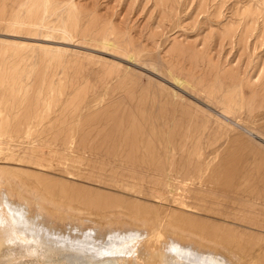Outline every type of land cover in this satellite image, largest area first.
<instances>
[{
	"label": "rangeland",
	"instance_id": "rangeland-1",
	"mask_svg": "<svg viewBox=\"0 0 264 264\" xmlns=\"http://www.w3.org/2000/svg\"><path fill=\"white\" fill-rule=\"evenodd\" d=\"M223 104L231 108L230 115ZM221 115L264 135V0H0V174L18 179L16 191L27 203L8 198L3 189L0 193L14 219L24 218L29 229L23 230L30 233L21 230L22 235L36 242L32 247L38 240L43 245L49 241V246L79 252L74 257L93 259V264L117 254L145 256L137 259L141 263L153 257L168 262L165 257L171 260L178 251L184 254H178L183 264H207L214 258L223 264H264V143ZM127 151L133 157L129 163L123 161ZM161 161L164 172L158 168ZM46 213H62L69 221L41 227ZM139 215L148 220L141 223ZM155 215L157 222H152ZM190 217L199 218V224L194 222L205 228L196 227ZM173 222L186 232L175 230ZM206 222L210 232L220 228L212 231L220 238L227 232L223 244L200 239ZM162 233L167 239H159ZM188 239L215 247L217 253L190 250ZM226 239L234 244L232 250L225 249ZM154 247L161 249L155 252Z\"/></svg>",
	"mask_w": 264,
	"mask_h": 264
},
{
	"label": "bare ground",
	"instance_id": "bare-ground-1",
	"mask_svg": "<svg viewBox=\"0 0 264 264\" xmlns=\"http://www.w3.org/2000/svg\"><path fill=\"white\" fill-rule=\"evenodd\" d=\"M47 3V2H46ZM50 3V2H49ZM73 14V13H72ZM43 16V15H42ZM44 19V18H43ZM71 29V28H70ZM61 30V29H60ZM59 30V31H60ZM110 44V43H109ZM116 45V44H115ZM117 47V46H116ZM108 49V48H107ZM152 59V58H151ZM150 60V59H149ZM151 64V63H150ZM154 66V65H153ZM150 67V66H149ZM152 68V67H151ZM150 70V69H149ZM152 70H154L153 68H152ZM157 70V69H156ZM152 72V71H151ZM171 73V72H170ZM175 74V73H174ZM174 74H172V76L174 75ZM178 78V77H177ZM176 77H175V79H177ZM163 80V79H162ZM179 80V79H178ZM165 81V80H164ZM169 83V82H168ZM183 83V82H182ZM179 84H180V82H179ZM167 85V84H166ZM177 85V84H176ZM182 85V84H181ZM181 85H179V86H181ZM189 86H190V84H189ZM168 87V86H167ZM195 93V92H194ZM193 93V94H194ZM218 93V92H217ZM219 94V93H218ZM217 94V95H218ZM215 95V94H214ZM213 95V96H214ZM206 97V96H205ZM223 99V98H222ZM173 100H175V99H173ZM172 101V100H171ZM214 100H212V102H213ZM174 102V101H173ZM172 102V103H173ZM216 102V101H215ZM226 102V99H225V101H224V103ZM171 103V102H170ZM179 104H180V102H178ZM229 103V102H228ZM227 103V104H228ZM230 104H231V102H230ZM174 106H175V104H173ZM181 105H182V103H181ZM218 105H221V104H218ZM166 106V105H165ZM169 106H170V104H169ZM186 106V105H185ZM223 106H224V104H223ZM226 106V105H225ZM224 106V107H225ZM235 106H236V103L234 104V108H235ZM170 107H172V106H170ZM188 107V106H187ZM186 107V108H187ZM230 107H232L231 105H230ZM238 107L239 106H237V109H238ZM175 108V107H174ZM181 108H183L182 106H181ZM185 108V107H184ZM233 108V107H232ZM176 109H178V108H176ZM231 108H228V107H225L224 109H223V111H224V113L225 114H228V115H230L232 112H231V110H230ZM233 110V109H232ZM183 111V110H182ZM185 111V110H184ZM187 111V110H186ZM188 111H190L189 109H188ZM187 111V112H188ZM165 113V112H164ZM172 112L170 111V115H173V114H171ZM173 113H175V112H173ZM184 114H185V112H183ZM182 113V114H183ZM235 113H237L236 111H235ZM234 113V114H235ZM169 114V112L167 113V115ZM180 115H181V113H179ZM183 114V115H184ZM170 115H168V116H170ZM179 115V116H180ZM183 115H181V116H183ZM186 115H187V113H186ZM189 115H190V113H189ZM174 116H176V115H174ZM180 116V117H181ZM227 116V115H226ZM226 116H224V115H221L220 116V118L221 119H224L225 121H227L228 123H230L231 125H233V126H236L237 128H239L240 130H242L244 133H246L247 135H249L250 137H253V139L254 138H259V139H261L262 141H263V143H264V135L263 134H261V133H259V132H256V131H254V130H252V129H249V128H244V127H242V126H240L239 124H237V123H232V121H230V119L229 118H227ZM236 116V115H235ZM176 117H178V114H177V116ZM176 117H175V119H176ZM217 117V116H216ZM233 117V116H232ZM170 118V117H169ZM202 118V117H201ZM173 119V117L171 118V120ZM177 119H179V118H177ZM170 120V119H169ZM168 120V121H169ZM223 120V121H224ZM179 121V120H178ZM120 122V121H119ZM138 122V121H137ZM174 122V121H173ZM177 122V120L175 121V123ZM199 122V121H198ZM211 122V121H210ZM131 127H132V125H130ZM137 126V125H136ZM135 126V127H136ZM138 127V126H137ZM132 129V128H131ZM135 129V128H134ZM167 130V129H166ZM113 131H114V129H113ZM132 131H134V130H132ZM135 132V131H134ZM136 132H137V130H136ZM135 132V133H136ZM138 132H139V130H138ZM137 132V133H138ZM174 133V132H173ZM129 134V133H128ZM139 135V134H138ZM129 136H130V134H129ZM170 136H171V134H170ZM126 137H128L127 135H126ZM135 138H137L136 136H135ZM132 139V138H131ZM138 139V138H137ZM166 140H168V139H166ZM251 141V140H250ZM137 143H139V140H137L136 141ZM141 142V141H140ZM143 142V141H142ZM142 142L140 143L141 145H142ZM151 142V141H150ZM149 142V143H150ZM164 142H165V140H164ZM167 142V141H166ZM36 143V142H35ZM147 143H148V141L146 142V144H145V148L143 147V149H145V151H147V150H149V149H147L146 148V146H147ZM149 143H148V145H149ZM162 143V142H161ZM92 144V143H91ZM115 144V143H114ZM131 144V143H130ZM164 144H166V143H164ZM80 145V144H79ZM88 145V144H87ZM144 145V144H143ZM153 145H154V142H153ZM161 145V144H160ZM264 145V144H263ZM86 146V145H85ZM131 146H132V144H131ZM78 147H80V146H78ZM107 147V146H106ZM148 147V146H147ZM154 147V146H153ZM164 148L166 147V145L165 146H163ZM133 148V147H132ZM137 148V147H136ZM139 148H140V146H139ZM139 148H138V150H139ZM156 148H157V146H156ZM173 148V147H172ZM130 149V148H129ZM147 149V150H146ZM150 149H152L151 147H150ZM107 150H108V148H107ZM136 150V152H134L133 151V153H137L138 151H137V149H135ZM154 150V149H153ZM162 150V149H161ZM164 150V149H163ZM174 151H175V149H173ZM129 151V150H128ZM128 151H127V153H126V155L125 156H127V154H128ZM132 151V150H131ZM159 151V150H158ZM165 151V150H164ZM164 151H163V154H164ZM37 152V151H36ZM84 152V151H83ZM153 152H155V151H153ZM176 152V151H175ZM175 152H174V154H175ZM101 153V152H100ZM112 153V152H111ZM148 153H149V151H148ZM150 153H152L151 151H150ZM50 154V153H49ZM140 154H141V151H140ZM139 154V155H140ZM144 154V153H143ZM142 154V155H143ZM146 154V153H145ZM144 154V155H145ZM157 154H159L160 156H161V154H160V152L159 153H157ZM130 155V154H129ZM142 155H140L141 157H143ZM152 155H154V154H152ZM158 155V156H159ZM172 155V154H171ZM43 156V155H42ZM62 156V155H61ZM81 156V155H80ZM124 156V157H125ZM132 156V155H131ZM130 156V157H131ZM168 156V155H167ZM173 156V155H172ZM99 157V156H98ZM106 157V156H105ZM129 157V158H130ZM145 157H146V155H145ZM149 157H150V154H149ZM157 157V156H156ZM162 157V156H161ZM164 157V156H163ZM174 157H175V155H174ZM104 158V157H103ZM116 158H118V157H116ZM128 156L127 157H125V159L126 160H123V161H128ZM132 158L133 157H131V160H132ZM135 158H137V155H136V157ZM134 158V159H135ZM155 157H153V159H154ZM165 158V157H164ZM172 158V157H171ZM43 159V158H42ZM72 159V158H71ZM78 159V158H77ZM134 159H133V161H134ZM142 159H145L144 157L142 158ZM141 159V160H142ZM147 159V158H146ZM174 159V158H173ZM48 160V159H47ZM130 160V162L132 163V161ZM137 160V159H136ZM134 161V162H137V161ZM140 160V162L142 163V164H144V163H146L145 161L144 162H142ZM148 160V159H147ZM151 160H152V158H151ZM162 160V159H161ZM165 161V160H164ZM203 161V160H202ZM49 162V161H48ZM63 162H64V160H63ZM79 162V161H78ZM126 162H125V165H126ZM169 162H174V160L172 161V160H169ZM168 162V163H169ZM38 163V162H37ZM41 163V162H40ZM46 163V162H45ZM76 163V162H75ZM104 163V162H103ZM120 163V162H119ZM128 163H129V161H128ZM127 163V164H128ZM138 163V162H137ZM148 163H150V162H148ZM152 163V162H151ZM156 163H158V162H156ZM156 163H155V165H156ZM162 161L159 163V167L158 168H160V170H162V169H164V171H165V168H163L162 166H164V164L162 165ZM165 163H167V162H165ZM185 163V162H184ZM183 163V164H184ZM90 164V163H89ZM135 164V163H134ZM195 164V163H194ZM197 164H198V162H197ZM42 165V164H41ZM120 165V164H119ZM121 165H122V163H121ZM148 165V164H147ZM149 165H152L153 166V164H149ZM178 165V164H177ZM192 165H193V162H192ZM129 166H130V164H129ZM133 166V164H131V167ZM165 166H167L166 164H165ZM168 166H169V164H168ZM185 166V165H184ZM195 166V165H194ZM44 167V166H43ZM125 167H127V166H125ZM243 167V166H242ZM245 167V166H244ZM127 168H129V167H127ZM133 168V167H132ZM156 168V167H155ZM169 169H170V166L168 167ZM173 168V167H172ZM192 169H195V168H193V167H191ZM251 168V167H250ZM131 169V168H130ZM190 169V168H189ZM192 169L190 170V171H192ZM69 170V169H68ZM126 170H128V169H126ZM157 170H159V169H157ZM132 171V170H131ZM156 170H154V172H155ZM163 171V170H162ZM163 171V172H164ZM195 171V170H194ZM222 171V170H221ZM220 170H219V172H221ZM224 171V170H223ZM122 172V171H121ZM152 172V171H151ZM196 172V171H195ZM197 172H198V170H197ZM2 173V172H1ZM146 173V172H145ZM157 173V172H156ZM169 173V172H168ZM179 173H181V170L179 171ZM218 173V172H217ZM230 173V172H229ZM8 174V173H7ZM107 174V173H106ZM150 174H152V173H150ZM159 174V173H158ZM160 174H161V172H160ZM201 173L199 172V174L198 175H200ZM221 173H218V176L220 175ZM264 174V173H263ZM13 175H15V174H13ZM109 175V174H108ZM116 175V174H115ZM163 174H161V176H162ZM164 175H165V173H164ZM224 175V174H223ZM25 176V175H24ZM38 176V175H37ZM121 176V175H120ZM150 176V175H149ZM165 176H167V175H165ZM165 176H162V177H165ZM186 176V175H185ZM201 176V175H200ZM203 176V175H202ZM205 176V175H204ZM203 176V177H204ZM217 176V175H216ZM216 176H214V177H216ZM218 176H217V178H218ZM229 176V175H228ZM231 176V175H230ZM18 177V176H17ZM34 177V176H33ZM32 177V178H33ZM147 177V176H146ZM210 177V176H209ZM251 177V176H250ZM15 178V177H14ZM19 178V177H18ZM126 178V177H125ZM135 178V177H134ZM161 178V177H160ZM185 178V177H184ZM200 178H202V177H200ZM205 178V177H204ZM217 178L215 179L216 180V182H217ZM225 178V177H224ZM233 178V177H232ZM137 179V178H136ZM135 179V180H136ZM187 179V178H186ZM199 179V178H198ZM209 179V178H208ZM208 179H207V181H208ZM211 179V178H210ZM54 180V179H53ZM148 180V179H147ZM200 180V179H199ZM212 180H213V177H212ZM222 180V179H221ZM260 180V179H259ZM261 180H263L262 178H261ZM33 181V180H32ZM138 181H139V178H138ZM151 181H153L154 182V180H151ZM203 181H205L204 179H203ZM203 181H201L200 180V182H203ZM219 181V180H218ZM228 181V180H227ZM230 181V180H229ZM37 182V181H36ZM134 182V181H133ZM140 182H141V180H140ZM157 181H155V183H156ZM167 182V181H166ZM258 182V181H257ZM260 182V181H259ZM264 182V181H263ZM19 183L20 182H18V179H12V178H7V177H5L3 174H0V191L3 189L4 191H5V195L8 197V198H10L9 196H12L13 197V199H14V197L15 198H17V199H21V200H23L25 203H27L24 199H22V197L24 196L22 193H20V192H17L16 191V186H18L19 185ZM23 183H25V182H23ZM141 183H143V182H141ZM145 183V182H144ZM149 183H150V185H151V182H149V181H147V183H145V184H148L149 185ZM188 183V182H187ZM209 184L210 182L208 181V182H206V184ZM212 183H214L213 181H212ZM217 183H219V182H217ZM230 184H231V182H229ZM229 183H227V184H229ZM138 184V183H137ZM140 184V183H139ZM157 184V183H156ZM155 184V185H156ZM205 184V183H204ZM246 183L244 182V186L246 187L247 186V184L245 185ZM258 185H259V183H257ZM260 184H262V182L260 183ZM264 184V183H263ZM134 185V184H133ZM154 185V184H153ZM152 185V186H153ZM177 185V184H176ZM198 184H196V186H197ZM211 185V184H210ZM213 185V184H212ZM216 185H218V186H216ZM215 186H216V188L217 187H219V184H216ZM234 185V184H233ZM232 185V186H233ZM243 185H242V187H243ZM257 185V186H258ZM23 186V185H22ZM56 186V185H55ZM140 186H142V185H140ZM198 186H200V185H198ZM239 186V185H238ZM256 186V187H257ZM262 186V185H261ZM19 187V186H18ZM29 187V186H28ZM38 187V186H37ZM58 187V186H57ZM146 187V186H145ZM155 187V186H154ZM153 187V188H154ZM168 187V186H167ZM204 187L205 186H203V189H204ZM222 187V186H221ZM225 187V186H224ZM256 187H253L252 186V188H256ZM30 188V187H29ZM125 188V187H124ZM130 188H132V186H130ZM141 188V187H140ZM143 188H144V185H143ZM146 188H148V187H146ZM194 188H195V186H194ZM206 188V187H205ZM210 188V187H209ZM19 189H20V187H19ZM22 189V188H21ZM40 189V188H39ZM47 189L48 188H46V192H47ZM128 189V188H127ZM126 189V190H127ZM203 189H201V188H199V191L201 190H203ZM207 189V188H206ZM205 189V191H207ZM210 189H212V187L210 188ZM214 189V188H213ZM227 189V188H226ZM230 189H233V188H230ZM240 188H238L237 190H239ZM245 189V188H244ZM248 189V188H247ZM246 189V190H247ZM259 189V188H258ZM24 190V189H23ZM34 190H36V188L34 189ZM50 190V189H49ZM132 190V189H131ZM141 190V189H140ZM158 189H156V191H157ZM166 190V189H165ZM215 190V189H214ZM236 190V189H235ZM261 190V189H260ZM21 191V190H20ZM32 191V190H31ZM55 191V190H54ZM63 191V190H62ZM139 191V190H138ZM142 191H144V190H142ZM142 191H141V193H142ZM152 191H153V189H152ZM151 191V192H152ZM154 191H155V189H154ZM161 191V190H160ZM208 191H209V189H208ZM213 191V190H212ZM240 191V190H239ZM241 191H243V188H242V190ZM245 191V190H244ZM262 191V190H261ZM13 192V193H12ZM21 192H23V191H21ZM36 192V191H35ZM49 192V191H48ZM47 192V193H48ZM162 192V191H161ZM215 192V191H214ZM220 192V191H219ZM257 192V191H256ZM258 192H259V190H258ZM2 193V192H1ZM0 193V264H23L24 262H22V260H24V258H32V259H34V263H30L29 262V260H28V263H30V264H93L94 262H92V260L93 259H91V258H87V257H82V258H79L77 255V257H74L75 256V254H78L79 252H77V253H74L73 251H70V250H68L69 252H73L72 254H73V256H70V254L68 255L67 253V250H62L61 248L60 249H58V248H56L55 246L53 247V245L52 246H49L50 244H49V241H48V245L46 244V245H43V244H41V242H40V240H38V237L39 236H37V240H38V242H37V247H32V245L31 244H34V243H36V242H34V241H32L31 239V237H30V235L29 236H27V237H30V240H28V239H26L25 238V236H23L22 234H24L25 232H22L21 230H23V228L24 227H27V225L25 224V222H23L22 221V219H24V218H21V219H14V218H16V217H14L13 215H12V213L13 212H10V210L9 209H7V207L5 206L6 204H4V192H3V194H1ZM43 193H44V191H43ZM50 193H52V192H50ZM50 193H48L49 195H50ZM153 193V192H152ZM155 193V192H154ZM153 193V194H154ZM164 193H166V191L164 192ZM193 193V192H192ZM204 193V192H203ZM202 193V194H203ZM221 193H223V192H221ZM225 193V192H224ZM260 193H262V192H260ZM32 194V193H31ZM39 194H40V192H39ZM46 194V193H45ZM90 194V193H89ZM138 194H139V192H138ZM150 194V193H149ZM153 194H150V195H152V197L155 195H153ZM160 194V193H159ZM162 194H163V192H162ZM162 194H160V195H162ZM167 194V193H166ZM189 194V193H188ZM205 194V193H204ZM206 194H208V193H206ZM206 194H205V197H206ZM211 194H213V193H211ZM211 194H209V195H211ZM259 194V193H258ZM23 195V196H22ZM44 195V194H43ZM164 195V194H163ZM197 195H199V194H197ZM220 195V194H219ZM236 195V194H235ZM32 196V195H31ZM37 196H39V195H37ZM42 196V195H41ZM86 196V195H85ZM88 196V195H87ZM156 196H158V194L156 193ZM201 196H203V195H201ZM200 195H199V197H201ZM213 196V195H212ZM223 196H226V195H223ZM237 196V195H236ZM34 197H35V195H34ZM162 197H164V196H162ZM204 197V196H203ZM204 197V198H205ZM219 197V196H218ZM241 197V196H240ZM240 197H238V198H240ZM37 198V197H36ZM47 198H48V196H47ZM55 198V197H54ZM72 198H73V196H72ZM88 198V197H87ZM108 198V197H107ZM161 198V197H160ZM181 198V197H180ZM188 198V197H187ZM197 198V197H196ZM202 198V197H201ZM201 198H199L200 200H201ZM203 198V199H204ZM208 198V200H209V196L207 197ZM214 198H217V197H214ZM214 198H212V199H214ZM234 198V197H233ZM242 198V197H241ZM240 198V199H241ZM37 199H39V198H37ZM36 199V200H37ZM91 198H89V200H90ZM97 199V198H96ZM206 199V198H205ZM236 199V198H235ZM244 198H242V200H243ZM27 200V199H26ZM55 199H53V201H54ZM61 200V199H60ZM84 199H82L81 201H83ZM94 200V199H93ZM105 200V199H104ZM103 200V201H104ZM117 200V199H116ZM199 200V201H200ZM214 200H216V199H214ZM245 200V199H244ZM4 201V202H3ZM32 201V200H31ZM41 201V200H40ZM46 201V200H45ZM49 201H51L50 199H49ZM52 201V202H53ZM56 201V200H55ZM95 201V200H94ZM105 201H107V200H105ZM104 201V203L106 204V202ZM109 201L111 202L112 201V199H109ZM109 201H107V202H109ZM113 201H114V199H113ZM193 201H195L194 203H196V201L198 202V200H193ZM210 201H213V200H211L210 199ZM237 201V200H236ZM239 201V200H238ZM251 201V200H250ZM249 201V202H250ZM255 201V200H254ZM33 202V201H32ZM48 202V201H47ZM51 202V203H52ZM203 202V201H202ZM205 202H207V199L205 200ZM215 201H213V204H215L214 203ZM25 203H23V204H25ZM56 203V202H55ZM55 203H54V206H55ZM67 203V202H66ZM91 202L89 201V203L88 204H90ZM95 203H96V201H95ZM94 203V204H95ZM97 203H100V201H98ZM103 203V204H104ZM117 203H119L120 204V202H118V200H117ZM133 203V202H132ZM138 203H140V202H138ZM185 203V202H184ZM211 204H212V202H210ZM235 203V205H236V202H234ZM238 203V202H237ZM53 204V203H52ZM72 204V203H71ZM91 204H93V202L91 203ZM102 204V203H101ZM102 204V205H103ZM111 204V203H110ZM109 204V205H110ZM112 204H114V202L112 203ZM137 204V203H136ZM136 204H135V206H136ZM186 204V203H185ZM206 204H208V202L206 203ZM206 204L204 203V205L206 206ZM221 204V203H220ZM9 205V204H8ZM32 205V204H31ZM31 205H30V207H31ZM64 205V204H63ZM75 205V204H74ZM106 205H108V204H106ZM105 205V206H106ZM109 205H108V207H109ZM138 205V204H137ZM201 205H203V204H201ZM233 205L234 204H232L231 206L233 207ZM234 205V206H235ZM239 205V204H238ZM240 205H241V203H240ZM239 205V206H240ZM244 204H242V206H243ZM247 205H248V203H247ZM247 205H244V206H247ZM20 206V205H19ZM25 206H26V204H25ZM37 206V205H36ZM40 205H38V207H39ZM60 206H62V204L60 205ZM97 206V205H96ZM104 205H103V207H105ZM112 205H110V207H111ZM118 206V205H117ZM116 206V207H117ZM131 206V205H130ZM132 206H133V204H132ZM140 206H142V204L140 205ZM140 206H139V208H140ZM187 206H194V207H197L196 205H189V204H187ZM238 206V207H239ZM241 206V207H242ZM28 207V206H27ZM35 207V206H34ZM77 207V206H76ZM83 207V206H82ZM98 208L100 207V206H97ZM96 207V208H97ZM102 206H101V208H103ZM146 207H148V206H146ZM237 207V208H238ZM10 208V207H9ZM29 208V207H28ZM42 208V207H41ZM39 209V210H43V209ZM62 208V207H61ZM60 208V209H61ZM63 208H64V206H63ZM62 208V209H63ZM67 208V207H66ZM129 208V207H128ZM135 208V207H134ZM134 208H132V210L134 209ZM137 208V207H136ZM136 208L132 211L131 209H130V211L133 213L132 215H133V217H134V215H135V210H136ZM139 208H138V211H139ZM142 208H143V206H142ZM236 208V207H235ZM246 208V207H245ZM249 208H251V207H249ZM34 209V208H33ZM50 209V208H49ZM57 209H59V206H57ZM56 209V207H55V210H57ZM147 209H149L150 210V208H147ZM198 209H200L201 210V208L198 206V208H197V210ZM232 209V208H231ZM240 210L242 209V208H239ZM34 210H36V209H34ZM129 210V209H128ZM127 210V211H128ZM203 210H204V208H203ZM207 210H209V209H205L204 211H207ZM211 210V209H210ZM230 210V209H229ZM233 210V209H232ZM248 210V209H247ZM252 210V209H251ZM260 210H262V209H260ZM33 211V210H32ZM37 211V210H36ZM35 211V212H36ZM44 211H46V209L44 210ZM105 211V210H104ZM142 211H145L144 209L142 210ZM153 211H156V210H153ZM234 211V210H233ZM38 212V211H37ZM42 212V211H41ZM55 212V211H54ZM57 212H59L60 213V211L58 210ZM99 212V211H98ZM129 212V211H128ZM140 212V211H139ZM139 212H138V214H139ZM232 212V211H231ZM242 212V211H241ZM91 213V212H90ZM95 213V212H94ZM130 213V212H129ZM145 213V212H144ZM143 213V214H144ZM149 213H152V212H149ZM148 212H146V214H149ZM157 213V212H156ZM159 213V212H158ZM234 213V212H233ZM239 213V212H238ZM256 213V212H255ZM41 214V213H40ZM107 214V213H106ZM138 214H136V217H137V215ZM141 214V213H140ZM153 215H154V213H152ZM152 214H150V216L152 217ZM223 214V213H222ZM225 214V213H224ZM130 215H131V213H130ZM142 215V214H141ZM227 215V214H226ZM231 215V214H230ZM246 215V214H245ZM249 215V214H248ZM45 216V217H44ZM44 216H43V221L42 220H40V221H42L41 223L43 224H41L40 226L41 227H47V226H51V222L52 221H57V222H68L69 221V216H65V217H63L62 216V213H61V215L60 214H58V213H51V214H48V213H46V214H44ZM75 216V215H74ZM105 216V215H104ZM110 216V215H109ZM149 215H147V217H148ZM149 216V217H150ZM158 216V215H157ZM160 216V215H159ZM158 216V217H159ZM225 216V215H224ZM229 216V215H228ZM227 216V217H228ZM232 216V215H231ZM257 216V215H256ZM255 216V217H256ZM24 217V216H23ZM78 217V216H77ZM135 217V218H136ZM144 217H146V216H144ZM143 216L141 217V218H144ZM254 217V216H253ZM25 218H27V217H25ZM72 218V217H71ZM71 218H70V220H71ZM79 218V217H78ZM101 218H102V216H101ZM122 218V217H121ZM135 218H133V219H135ZM138 218H140V215L138 216ZM137 218V219H138ZM140 218V219H141ZM160 218H162V217H160ZM192 217H190L189 219H191ZM240 218H242V217H240ZM30 219V218H29ZM131 219H132V217H131ZM132 219V220H133ZM145 219H147V218H145ZM144 219V220H145ZM150 219V218H149ZM155 219H157L156 218V215H155V218H153V221L152 222H155L156 220ZM159 219V218H158ZM168 219V218H167ZM193 219V222H194V219L195 218H192ZM197 219H199V218H196L195 220H196V222H198L197 221ZM202 219V218H201ZM204 219V218H203ZM244 219V218H243ZM260 219V218H259ZM73 220V219H72ZM71 220V221H72ZM136 220V219H135ZM134 220V221H135ZM143 220V221H144ZM148 220V219H147ZM146 220V221H147ZM155 220V221H154ZM164 220V219H163ZM171 220V219H170ZM184 220V219H183ZM238 220H241V219H238ZM261 220H262V218H261ZM25 221V220H24ZM31 222H32V220H30ZM54 221V223H56ZM70 221V222H71ZM91 221V220H90ZM105 221V220H104ZM138 221V220H137ZM136 221V222H137ZM140 221V220H139ZM142 221V219H141V223L143 222ZM159 221H160V219H159ZM159 221H158V223H159ZM180 221V220H179ZM189 221H191L192 222V220H189ZM200 221H202V220H200ZM244 222L246 221V220H243ZM242 221V222H243ZM73 222V221H72ZM140 222H138V223H140ZM150 223H151V220L149 221ZM157 222V221H156ZM160 222H162V221H160ZM168 222H170L171 223V221H169L168 220ZM178 222V221H177ZM181 222L183 223L184 222V224L185 223H187L186 221H182L181 220ZM196 222H194L195 223V225L197 224ZM250 222H251V225H253L252 224V221L250 220ZM250 222L248 223L249 225H250ZM255 222V221H254ZM27 223H29V222H27ZM33 223H34V221H33ZM113 223V222H112ZM119 223V222H118ZM164 223L165 224H167V221L165 222V220H164ZM189 223V222H188ZM200 222H198V224H199ZM204 222H202V224H203ZM262 223V222H261ZM39 224V223H38ZM58 224V223H57ZM60 225H61V223H59ZM63 224V223H62ZM69 224V223H68ZM72 224V223H71ZM108 224V223H107ZM110 224H111V222H110ZM115 224V223H114ZM131 224V223H130ZM159 224H161V223H159ZM173 224H174V222H173ZM173 224L171 225V227L173 226ZM176 224V223H175ZM175 224H174V229L176 230L178 227H176L177 226V224H176V226H175ZM183 224V225H184ZM196 225V227L198 226L199 228H201L199 225ZM202 224H201V226H202ZM208 223L206 222V224L205 225H207ZM254 224H258V223H254ZM29 225V224H28ZM78 225V224H77ZM115 225H117V224H115ZM135 225V224H134ZM142 225V224H141ZM146 225V224H145ZM148 225H151V224H148ZM154 225V224H153ZM162 225H164V224H162ZM161 225V226H162ZM179 225H181L182 226V224H179ZM187 225V224H186ZM194 225V224H193ZM192 225V226H193ZM204 225V224H203ZM217 225V224H216ZM250 225V226H251ZM264 225V224H263ZM262 225V226H263ZM29 226H31V228H33L32 227V225H29ZM37 226V225H36ZM36 226H35V228H36ZM96 226V225H95ZM99 226V225H98ZM121 226V225H120ZM138 226V225H137ZM143 226H144V224H143ZM147 226V225H146ZM156 226H157V224H156ZM188 226V225H187ZM191 226V225H190ZM190 227V232H191V228H194V227ZM209 225H207L206 227H208ZM213 226V225H212ZM211 226V227H212ZM262 226L261 227H259L258 225L256 226V227H258V228H262ZM54 227V225L52 226V228ZM57 227V226H56ZM97 227V226H96ZM107 227H109V224H108V226H106V228ZM114 227V226H113ZM140 227V226H139ZM149 227V226H148ZM151 228H152V226H150ZM165 227V226H164ZM163 227V228H164ZM168 227H169V223H168ZM184 227V226H183ZM254 227V226H253ZM20 228H22V229H20ZM28 228V227H27ZM55 228V227H54ZM53 228V229H54ZM110 228V227H109ZM112 228V227H111ZM121 228V227H120ZM155 228V227H154ZM153 228V229H154ZM161 227H160V225H159V227H158V229H160ZM203 228H205L204 226H202V228L201 229H203ZM210 227H208V228H206V229H208V230H202V231H198L199 233L198 234H200L199 236H201V238L198 236V234H196L197 236H198V238H200V239H202V240H204V241H207V242H209V243H212L213 244V242H215V245H216V243H220V244H223V240L225 239V236H226V233H225V236L223 235V237L222 238H220V237H218V235L216 236V235H214L213 233L215 232V234L216 233H219V230H220V228L219 227H216L217 228V232L216 231H214L213 233H212V231L213 230H216V228L215 229H213L212 228V231L210 232L209 229ZM29 229V228H28ZM38 229H40V228H37V230ZM44 229V228H43ZM117 229V228H116ZM138 229V228H137ZM143 229V228H142ZM146 229V228H145ZM147 229H149V228H147ZM178 229H180V233L182 232V227L180 228H178ZM177 229V230H178ZM182 229V230H181ZM188 229V228H187ZM219 229V230H218ZM257 229V228H256ZM45 230V229H44ZM98 230V229H97ZM102 230V229H101ZM105 230L106 229H104V232H105ZM109 230V229H108ZM113 230V229H112ZM126 230V229H125ZM144 230V229H143ZM152 230V229H151ZM166 230H168V229H166ZM170 230V229H169ZM173 230V229H172ZM194 230V229H193ZM199 230V229H198ZM221 230H223V229H221ZM23 231H26V233L28 234V230L27 229H24ZM30 231L32 232V230L30 229ZM50 231V230H49ZM103 231V230H102ZM107 231V230H106ZM134 231V230H133ZM156 231V230H155ZM158 231V230H157ZM164 230H162V232H163ZM179 231V230H178ZM185 231V230H184ZM183 231V232H184ZM189 231V230H188ZM195 231V230H194ZM193 231V232H194ZM230 231V230H229ZM235 231H236V229H235ZM34 232V231H33ZM38 232H40V233H42L41 231H38ZM100 232V231H99ZM126 232V231H125ZM145 232V231H144ZM182 232V233H183ZM186 232V231H185ZM221 232V231H220ZM30 233V232H29ZM35 233V232H34ZM101 233V232H100ZM110 233V232H109ZM141 233V232H140ZM155 233V232H154ZM161 233V232H160ZM166 233V232H165ZM173 233H175V232H173ZM173 233L172 234H169V235H173ZM195 233V232H194ZM244 233V232H243ZM99 234V233H98ZM97 234V235H98ZM119 234V233H118ZM158 234H159V232H158ZM157 234V235H158ZM179 234V233H178ZM191 234L192 233H188V235H190L191 236ZM229 234H231V233H229ZM228 234V235H229ZM234 234V233H233ZM239 234V233H238ZM237 234V235H238ZM25 235V234H24ZM32 235V234H31ZM166 235H168V234H166ZM166 235L164 236L163 235V233H162V235H160V237H159V239H162L163 240V238L164 237H166ZM186 235H187V233H186ZM227 235V236H228ZM235 235H236V233H235ZM42 236V235H41ZM104 236V235H103ZM146 236V235H145ZM174 236H175V234H174ZM173 236V237H174ZM179 236H181V235H179ZM194 236V235H193ZM232 236V235H231ZM231 236H229V238H231ZM32 237H34V236H32ZM73 237V236H72ZM153 237V236H152ZM195 237V236H194ZM234 237V236H233ZM238 237V236H237ZM240 237V236H239ZM45 238V237H44ZM146 238H149V237H146ZM156 239L158 238V236L157 237H155ZM155 238H154V240H155ZM177 238V237H176ZM178 238H180V237H178ZM178 238H177V240H178ZM188 238V237H187ZM40 239H42V238H40ZM105 239V238H104ZM165 239H167V237L165 238ZM172 239V238H171ZM175 239V238H174ZM194 239V238H193ZM222 239V240H221ZM235 239V238H234ZM239 239H241V238H239ZM238 239V240H239ZM43 240V239H42ZM45 240V239H44ZM43 240V241H44ZM99 240V239H98ZM158 240V239H157ZM177 240H175V242L177 241ZM235 240H237V239H235ZM242 240H243V237H242ZM36 241V240H35ZM141 241V240H140ZM144 241V240H143ZM149 241H150V239H149ZM168 241H171V240H168ZM172 241H173V239H172ZM184 241V243H185V239L183 240V238H180V243H182V242ZM188 241L189 242H191V241H193V240H189L188 239ZM225 241V240H224ZM228 241V242H227ZM40 242V243H39ZM46 242V241H45ZM45 242H42V243H44L45 244ZM148 242V241H147ZM152 242H155V241H152ZM156 242H158V241H156ZM160 242V241H159ZM167 242V241H166ZM187 242V241H186ZM226 242H227V244H225V249L227 250L228 249V251H229V249L230 250H232V248H234L233 246H234V244L232 243H229V240H227L226 239ZM225 242V243H226ZM81 243V242H80ZM130 243V242H129ZM149 243V242H148ZM161 243V242H160ZM168 244H169V242H167ZM171 243V242H170ZM191 243H193V242H191ZM197 243V242H196ZM196 243H193L192 245H191V249L190 250H192V247H193V249H196V250H198V251H201V252H206V254L207 253H214L215 254V249L217 250V248H215V247H213V248H215V249H213V248H211V247H208L207 245L206 246H204L203 244L202 245H199V244H196ZM239 243V242H238ZM241 243H242V241H241ZM91 244V243H90ZM112 244V243H111ZM149 244H151V243H149ZM162 244V243H161ZM161 244H160V246H161ZM168 244H167V247H168ZM128 245V244H127ZM132 245V244H131ZM135 245V244H134ZM137 245V244H136ZM141 245V244H140ZM151 245H153V244H151ZM175 245V244H174ZM182 245V244H181ZM180 245V246H181ZM184 245V244H183ZM36 246V245H35ZM130 246V245H129ZM142 246V245H141ZM140 246V247H141ZM163 246V245H162ZM161 246V247H162ZM170 246V245H169ZM186 246L188 247V244L186 243ZM219 246V245H218ZM220 246H223V245H220ZM58 247V246H57ZM131 247V246H130ZM143 247V246H142ZM161 247L160 248H158V250L157 251H159V249H161ZM165 247V246H164ZM163 247V248H164ZM184 247V246H183ZM224 247V246H223ZM117 248V247H116ZM125 248V247H124ZM128 248V247H127ZM155 248V247H154ZM171 249H172V247H170ZM179 248V247H178ZM190 248V247H189ZM188 248V249H189ZM243 248V247H242ZM244 248H246V247H244ZM251 248V247H250ZM119 249V248H118ZM130 249V248H129ZM156 249L157 248H155V252H157L156 251ZM165 249V248H164ZM174 249V248H173ZM185 249H186V247H185ZM237 249V248H236ZM236 249H235V251H236ZM238 249H239V247H238ZM240 249H241V247H240ZM134 250V249H133ZM142 250H144V249H142ZM154 250V249H153ZM177 250V249H176ZM244 250V249H243ZM78 251V250H77ZM109 251V250H108ZM145 251V250H144ZM147 251V250H146ZM165 251V250H164ZM163 251V252H164ZM219 251V250H218ZM245 251V250H244ZM76 252V251H75ZM85 252V251H84ZM121 252V251H120ZM133 252V251H132ZM140 252H141V250H140ZM154 252V251H153ZM167 252H168V250H167ZM173 252H175V251H173ZM185 252V251H184ZM192 252V251H191ZM194 252V251H193ZM97 253H98V251H97ZM128 253V252H127ZM126 253V254H127ZM142 253H143V251H142ZM145 253H148V252H145ZM145 253H144V255H145ZM161 253H162V251H161ZM171 253H172V251H171ZM177 253V252H176ZM175 253V254H176ZM182 252L180 251V253H179V251H178V254H181ZM200 253V252H199ZM217 253V252H216ZM92 254V253H91ZM103 254V253H102ZM117 254V253H116ZM134 254V253H133ZM150 252H149V257H148V255H147V257L148 258H150L151 256H150ZM168 254H170V252L169 253H167V256H169ZM178 254H176L175 256V258H173L174 260H175V262L173 261V259H171V260H168L166 257H165V259L168 261V262H164V261H162L161 259H164V258H162V257H160L161 259V261L159 260V257L157 256V253H155V255H156V257H158V259H156V258H151L152 260H149V262H148V258L146 257V260H147V262L146 261H144V262H146V263H144V262H138L137 261V259H139V260H141L142 261V259H144V257L141 259V258H139L140 256H138V258H137V256L136 257H130V258H127V256L125 257V256H122V255H119V254H117V256L115 255L113 258L114 259H112L110 256V258H111V260L110 261H106V260H103V261H101V262H103V263H101V262H99L100 264H183V263H180V261H182V255H178ZM183 254V253H182ZM192 254V253H191ZM198 254V253H197ZM201 254V253H200ZM205 254V253H204ZM232 254V253H231ZM236 254H237V252H236ZM239 254H240V252H239ZM98 255V254H97ZM119 255V256H118ZM128 255V254H127ZM139 255V254H138ZM161 255V254H160ZM165 255H166V253H165ZM174 255V254H173ZM184 255V254H183ZM190 255V254H189ZM107 256V255H106ZM105 256V257H106ZM113 256V255H112ZM130 256V255H129ZM135 256V255H134ZM141 256H142V254H141ZM163 256V255H162ZM171 257H172V255H170ZM182 256V257H181ZM94 257V256H93ZM171 257H169V258H171ZM102 258V257H101ZM104 258V257H103ZM109 258V259H110ZM195 258V257H194ZM208 258V257H207ZM240 258V257H239ZM108 259V258H107ZM108 259V260H109ZM210 259V258H209ZM25 261V260H24ZM32 261V260H31ZM99 261V260H98ZM106 261V262H105ZM196 261V260H195ZM201 262H202V260H201ZM205 262V261H204ZM210 262V261H209ZM26 263V262H25ZM203 264H205V263H203ZM207 264H223V263H221V261L219 260V259H216V258H214V259H212L211 260V263H207ZM231 264V263H230Z\"/></svg>",
	"mask_w": 264,
	"mask_h": 264
}]
</instances>
